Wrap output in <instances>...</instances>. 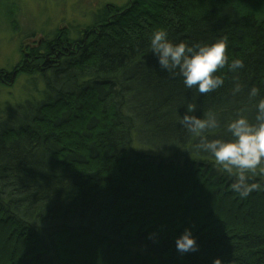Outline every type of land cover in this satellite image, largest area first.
<instances>
[{
  "label": "trees",
  "instance_id": "1",
  "mask_svg": "<svg viewBox=\"0 0 264 264\" xmlns=\"http://www.w3.org/2000/svg\"><path fill=\"white\" fill-rule=\"evenodd\" d=\"M20 10L0 0V28L19 32ZM158 28L192 43L226 36L229 61L244 67L218 69L214 92L187 89L151 53ZM2 73L7 85L28 76L39 98L0 107V264H264V191L233 192L178 123L193 100L222 124L242 107L254 117L264 0L107 4L77 36L56 30ZM186 227L198 248L181 253Z\"/></svg>",
  "mask_w": 264,
  "mask_h": 264
},
{
  "label": "clouds",
  "instance_id": "2",
  "mask_svg": "<svg viewBox=\"0 0 264 264\" xmlns=\"http://www.w3.org/2000/svg\"><path fill=\"white\" fill-rule=\"evenodd\" d=\"M149 43L159 68L181 77L187 89L199 94L214 92L224 85L218 69L227 66L230 71L238 72L244 67L241 58L229 61L226 36L212 42L192 43L173 40L167 29L158 28L152 32ZM241 90L242 85L236 83L232 93L235 95ZM247 95L254 104L252 118L242 107L234 118L222 124L214 111L197 114L194 100L185 105L183 113L178 112L179 125L196 140L195 149L211 155L218 171L231 179L232 191L242 198L264 191V96L256 85ZM175 244L181 253L198 248L190 227L176 237ZM213 264H220V258H215Z\"/></svg>",
  "mask_w": 264,
  "mask_h": 264
},
{
  "label": "rangeland",
  "instance_id": "3",
  "mask_svg": "<svg viewBox=\"0 0 264 264\" xmlns=\"http://www.w3.org/2000/svg\"><path fill=\"white\" fill-rule=\"evenodd\" d=\"M131 0H20L19 14L21 30L14 32L8 26L0 28V73L12 71L22 60L24 50L28 51L42 38L52 35L59 29H71V35L77 36L93 22L94 16L107 4L126 6ZM32 33V36H27ZM5 76L0 74V78ZM28 76H16L11 85L0 81V107L16 104L28 98H39L37 92L26 91ZM40 88L42 87L39 85Z\"/></svg>",
  "mask_w": 264,
  "mask_h": 264
}]
</instances>
